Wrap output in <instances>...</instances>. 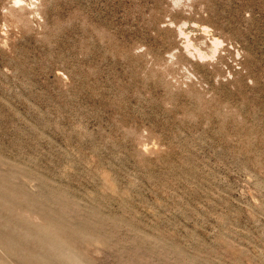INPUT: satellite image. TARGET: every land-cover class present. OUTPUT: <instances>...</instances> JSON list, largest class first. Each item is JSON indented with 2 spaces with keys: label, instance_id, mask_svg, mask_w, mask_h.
Returning <instances> with one entry per match:
<instances>
[{
  "label": "rangeland",
  "instance_id": "rangeland-1",
  "mask_svg": "<svg viewBox=\"0 0 264 264\" xmlns=\"http://www.w3.org/2000/svg\"><path fill=\"white\" fill-rule=\"evenodd\" d=\"M0 264H264V0H0Z\"/></svg>",
  "mask_w": 264,
  "mask_h": 264
}]
</instances>
